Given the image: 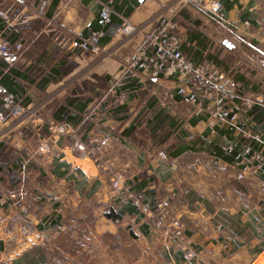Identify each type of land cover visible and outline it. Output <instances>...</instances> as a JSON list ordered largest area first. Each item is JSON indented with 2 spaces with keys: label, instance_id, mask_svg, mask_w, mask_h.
Returning a JSON list of instances; mask_svg holds the SVG:
<instances>
[{
  "label": "crops",
  "instance_id": "obj_1",
  "mask_svg": "<svg viewBox=\"0 0 264 264\" xmlns=\"http://www.w3.org/2000/svg\"><path fill=\"white\" fill-rule=\"evenodd\" d=\"M219 1L226 8L224 20L182 0H53L41 19L32 15L31 3L24 9L15 0H0V37L24 44L16 63L8 65L0 58V79L18 101L43 105L34 122L0 128V144L4 145L0 154L12 148L24 161L15 171L22 179L17 186L9 184L7 166L0 170V190L6 191V201L0 198L1 263L23 264L36 246L55 247L62 232L69 227L73 231V223H83L86 218L87 232L79 239L84 264L97 253L99 264L118 260L122 264H186L182 253L172 252L171 239L163 229L147 215L127 212L129 205L139 211L137 201L154 207L159 198L174 194L172 213L182 218L187 235L196 244L219 240L223 227L237 228L230 219L243 220L250 204L257 208L258 179L237 180L233 163L218 157L214 149L190 150L191 134L209 133L207 116L201 111L207 104L198 90L202 87L176 72L153 78L126 64L144 34L160 18L171 19L187 57L196 64L209 63L216 77L234 81L238 104L246 97L254 99L258 112L242 108L238 119L250 121L256 132L264 134L261 20L252 18L254 0ZM103 3L111 4L114 11L115 21L105 30L110 40L101 43L98 53L82 54L74 43L100 30ZM124 21L137 32L129 37L119 32ZM251 33L259 35L254 42L249 41ZM256 70L258 87L252 83ZM192 96L197 97L196 102ZM51 123L67 124L66 133L58 137L64 159L58 157L56 147L44 156L37 153L41 139L50 135ZM105 137L110 140L99 154L105 161L101 167L124 174L128 187L125 193L117 190L113 198L107 192L105 172L93 159L74 157L77 170L67 160L68 147L74 142L93 145ZM211 137L219 148L234 139L240 145L245 142L228 125L217 127ZM159 151H166L168 160H162ZM4 160L10 163L14 159ZM31 170L38 176L33 193L10 198L12 193L24 191L19 186ZM107 205L121 217L108 218L102 211ZM68 213L72 214L71 225ZM91 216L93 223L88 220ZM238 225L241 230L243 225ZM111 238L125 240L124 252L121 255L110 249L112 255L103 261ZM211 250L203 252L202 264H210L207 259L214 258ZM75 256L67 251L65 257L74 260ZM71 263L68 259L67 264Z\"/></svg>",
  "mask_w": 264,
  "mask_h": 264
},
{
  "label": "built area",
  "instance_id": "obj_2",
  "mask_svg": "<svg viewBox=\"0 0 264 264\" xmlns=\"http://www.w3.org/2000/svg\"><path fill=\"white\" fill-rule=\"evenodd\" d=\"M52 1L15 0L16 4L24 9L31 3L32 15L40 19L46 16L47 9ZM182 1L186 5H195L219 19L225 17L226 8L219 0ZM113 14L114 11L111 4H101L99 24L102 29L92 32L88 36H82L79 41L74 43V47L82 54L98 53L101 49V39L105 36L103 28L112 22ZM175 31L176 24L171 19L160 18L151 31L144 34L135 52L126 60L128 68L145 72L153 78H160L169 71L176 72L179 77L191 79L200 85L202 88L198 90L205 96V102H207L205 106H202L201 111L207 116L209 133L191 134L188 137L190 147L197 150L211 146L213 144L211 134L219 126L228 125L230 129L235 128L245 142L240 145L239 140L234 139L226 143L222 149L226 153H231L236 148L238 149L233 162L237 170V180L258 179L260 192L264 195V134L256 132L250 121H239L238 119V113L242 108L251 110L254 107V99L246 97L238 104L236 100L239 99V94L234 81L229 78L216 77V71H211L209 63H194L183 53L181 48L182 41ZM119 32L129 37L137 32V29L128 21H124L119 28ZM23 50L24 44L22 41L10 43L0 37V58L6 64L12 65L16 63L21 57ZM192 101L196 102L197 97L192 96ZM33 107L32 104H24L18 101L16 96L0 83V128L5 125L11 127L25 120L34 122L38 117ZM66 130L67 124L51 123V134L49 137L41 139L39 151L45 154L49 153L54 145L58 149V157L60 156L64 159V150L63 148L61 150L58 137L61 134H65ZM109 140L108 137L96 139L93 145H87L83 141H76L68 149L71 154L78 157H90L96 164L101 159L99 154L109 146ZM158 155L162 160H168L166 151H159ZM113 188L119 191L128 189L119 178L113 181ZM19 194L24 195L25 193H13L10 198L15 199ZM130 197L133 198L132 195ZM136 204L140 213L149 216L158 226L165 223L168 217V204L166 201H157L154 207L148 204H141L138 201ZM172 227L174 229L173 237L179 242L183 241L185 243L184 246H178V251L187 259L193 260L197 254L190 248L184 225L179 220H173Z\"/></svg>",
  "mask_w": 264,
  "mask_h": 264
},
{
  "label": "rangeland",
  "instance_id": "obj_3",
  "mask_svg": "<svg viewBox=\"0 0 264 264\" xmlns=\"http://www.w3.org/2000/svg\"><path fill=\"white\" fill-rule=\"evenodd\" d=\"M253 6H256L255 11L253 12V16L252 18L261 20V24L262 27L264 29V0H254L253 1ZM226 18V14L225 17L222 19L224 20ZM133 35V34H131ZM259 35L257 33L253 34H249V41H256L257 37ZM261 37L263 38V35H261ZM261 38V39H262ZM263 68V67H262ZM261 68V70H263ZM253 77L256 79V81L252 82L255 87L257 86V81L258 79L261 78V81H264L263 79V75H264V71L262 73L261 71V75L260 78H258V71L256 70L255 72L252 73ZM33 110L34 112L37 114L38 119L40 118L41 115V109L43 108L42 104H35L33 105ZM51 127V124H50ZM49 127V130H50ZM51 134V131H50ZM49 137V135L47 136ZM45 137V138H47ZM40 144V143H39ZM53 147H55L53 145ZM8 149V147H7ZM37 153L40 155H45V153L40 152L39 151V147H36ZM58 150V149H57ZM62 150V148H61ZM4 152H6L5 154H3ZM3 153L0 154V163H4L3 161L5 157L7 158H12L14 159L15 155L17 154L16 151H14L12 148H9L8 150H4ZM68 157L67 160L70 161L71 163H73L75 166V170H77V167H79L77 165L76 159H74V157L77 158H81L78 157L76 155L71 156V154L67 151ZM18 155H16V157H18ZM79 162V161H78ZM105 163V161L101 158L99 160V162L96 163V166L98 167V169L102 172H105L106 177H107V192L109 193L110 197L113 198L114 195H117L116 192L117 190H115L113 188V181H115L116 179H120L122 180V184H124L123 181H125V176L124 174H122L121 172H111L109 170L107 171H103L102 169V165ZM89 165V164H88ZM2 168H5L4 166H0V170ZM9 168V167H8ZM28 168V167H27ZM36 170V172H38V170L33 167L32 170ZM32 170L29 172H27L25 174V180H24V184H20L19 187H23L22 190H24L21 193H33V190L35 189V186L37 185L36 180L38 179V176L36 177L32 172ZM92 170H90L88 173H90ZM32 172V173H31ZM8 173L10 175V179L13 181L14 179L17 180L16 176L10 174L9 170ZM17 175V172H16ZM78 178L80 179V182L82 180V176L80 173L77 174ZM10 180V185L12 186H17L19 181L16 182L15 184H12ZM248 181H252V178H248L246 179ZM0 183L1 180H0ZM81 184H83V182H81ZM87 182H85L83 185H85L86 187ZM93 185V182L92 184ZM240 185H238L239 187ZM245 187V186H242ZM241 187V188H242ZM246 188V187H245ZM244 189V188H243ZM17 191V190H16ZM127 190L122 191L123 193H125ZM5 193L6 191L0 190V198L1 201H6L5 199ZM20 193V192H17ZM11 194V193H10ZM13 194V193H12ZM11 194V195H12ZM10 195V196H11ZM174 194H170L167 196H163L161 198L158 199V202H163L166 201L168 204V217L165 221V223H163V225H159V227H161L163 229V232L171 238V242H170V246H171V250L172 252L175 251L176 253H181L180 251H178V246H184L185 243L183 241H178L177 239H175L173 237V227H172V221L173 220H179L185 227L186 229V236L188 237V241L190 242V248H192L191 250L194 252H196L197 256L193 259V260H189L187 259L183 254V260L186 262V264H202V255L203 252H205L207 249H212L211 251H213L214 254V258H209L207 259V261L210 262V264H261V258L264 259V195L261 194L260 190L259 193H255V195L260 199L258 200V204H257V208H255L254 205L250 204V206L247 207L246 209V215L243 218V220L234 218V219H230V221L233 220V222H236L237 224V228H233L231 227H223L221 229V233H223L222 236H220L219 240L217 241H213V242H200L198 244L194 243L192 241V239L190 238V236L187 235V225L185 224V222H183L181 217H178L177 215L172 213V201H173V196ZM23 196V195H22ZM18 198V197H17ZM19 199V198H18ZM16 199V200H18ZM249 208L251 209L250 213H248L247 211L249 210ZM105 214H108L110 212H115L113 210V208H110L108 205L103 208L102 210ZM221 212V211H220ZM116 213V212H115ZM71 213H68V218L70 219V222H68V224L71 225L72 221H71ZM94 215V214H93ZM94 217H97V215L95 214ZM94 217H89L88 220L90 222H94ZM149 217V216H148ZM86 221L87 219H84V222L82 223V220L79 221V223H73L75 224L73 231H71L72 229L69 227L67 228L64 232L61 233V241L58 242L55 247L53 246L52 248L49 247V245L46 246H36L37 248L35 250H33L31 256L29 257V259H24L23 260V264H40L41 262H44V264H67L68 259L71 260V262L73 261V263L71 264H84V259L85 257L83 256H79V254L82 252V248H84L83 243L81 240L83 238V235L86 234ZM242 224L243 227L238 228V224ZM85 224V226H84ZM123 235V234H120ZM120 237V236H119ZM121 239V240H120ZM118 241L114 240V239H110L108 241V253H107V257L104 258L103 261H105L107 258H109V256L112 255V253L109 251L111 249V251L113 252L114 250L117 251V253H120L122 255V253L124 252L122 250V248H124V243L125 240L123 238H120ZM88 245V243H87ZM67 251L69 252H73L75 253V259L72 260V258H67L66 253ZM63 252V254H62ZM115 254L113 253V256ZM99 255L97 253V255H94L92 258H88L86 259V263L85 264H99L100 260H99ZM116 257H118V255H116ZM1 259L0 258V264L1 263ZM204 260L206 261V259L204 258ZM206 261V262H207ZM208 263V262H207ZM43 264V263H42ZM116 264H122L120 260L116 261Z\"/></svg>",
  "mask_w": 264,
  "mask_h": 264
},
{
  "label": "trees",
  "instance_id": "obj_4",
  "mask_svg": "<svg viewBox=\"0 0 264 264\" xmlns=\"http://www.w3.org/2000/svg\"><path fill=\"white\" fill-rule=\"evenodd\" d=\"M235 2H237V1H235ZM234 2V3H235ZM115 21V17H114V15H112V22H114ZM112 22L110 23V24H112ZM109 24V25H110ZM109 25H107V26H109ZM107 26L105 27V28H103V30H104V32H105V30H106V28H107ZM102 29V27H101V25H100V30ZM110 40V37L109 36H104L102 39H101V43H107L108 41ZM0 83L5 87V85H4V83H3V80L2 79H0ZM7 88V87H6ZM8 89V91L9 92H11L10 90H9V88H7ZM12 93V92H11ZM14 94V93H13ZM18 100V99H17ZM258 110H259V107L258 106H254L253 108H252V111H250V113H252V114H255V113H257L258 112ZM258 115L259 114H257V115H255V117H258ZM3 144L1 143L0 144V150L3 148ZM206 148H208V149H214V152H215V154L218 156V157H220L221 159H223L224 161H226V162H228V163H233L234 162V160H235V155L238 153V149L236 148L235 150H234V152H231V153H226L222 148H219V147H215L214 146V143L211 145V146H209V147H206ZM190 150H195L193 147H190ZM4 163H0V166H1V164H2V166H7L6 168H7V170H9V172H10V174H11V176L12 175H14V176H16V178H17V180L16 179H14L13 181L9 178V180H11V182H12V184H15L16 182H20V180H22L21 179V176H18V175H16V170H18V169H20V168H22V166H23V164H24V161H23V159H22V156L21 155H19L18 157H15L14 158V160L13 161H10V163H9V161H7V162H5V161H3ZM26 164H27V162H26ZM14 169V171L13 170H11V167ZM9 167V168H8ZM9 184H10V182H9ZM12 186V185H11ZM13 187V186H12ZM127 212H129L130 214H140V212L137 210V208L136 207H134L133 205H129V207L127 208ZM108 218H110V219H113V220H117V219H119L120 217H121V215L120 214H117V213H115V212H110V213H108L107 215H106ZM261 264H264V259H262L261 258Z\"/></svg>",
  "mask_w": 264,
  "mask_h": 264
}]
</instances>
